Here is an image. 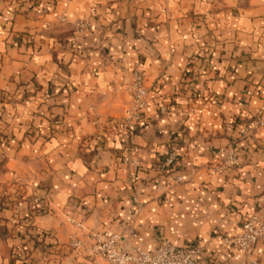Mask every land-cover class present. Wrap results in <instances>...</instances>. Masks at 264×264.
I'll use <instances>...</instances> for the list:
<instances>
[{
  "label": "crops",
  "instance_id": "1",
  "mask_svg": "<svg viewBox=\"0 0 264 264\" xmlns=\"http://www.w3.org/2000/svg\"><path fill=\"white\" fill-rule=\"evenodd\" d=\"M136 66L149 103L129 131ZM262 119L264 0H0V197L17 187L20 202L0 206V264H102L68 247V217L126 249L167 239L199 244L201 264H247L221 236L264 222ZM170 150L175 167L153 170Z\"/></svg>",
  "mask_w": 264,
  "mask_h": 264
},
{
  "label": "built area",
  "instance_id": "2",
  "mask_svg": "<svg viewBox=\"0 0 264 264\" xmlns=\"http://www.w3.org/2000/svg\"><path fill=\"white\" fill-rule=\"evenodd\" d=\"M76 27L89 28L90 24L85 20L77 22ZM131 75L132 100L124 117V126L129 131L134 130L141 122L142 112L149 103L150 90L140 67H134ZM159 112L164 114L166 112L165 106L161 105ZM259 124L263 125L264 120L262 119ZM177 156L175 150H170L160 162L152 164L151 167L157 172L165 173L175 167ZM227 158L230 162L237 164V156L233 151L229 152ZM119 164L127 174L128 181L133 182L140 162L131 145L127 144L122 149ZM176 181L180 182L181 178L177 177ZM68 221L75 228L74 233L68 237V247L76 253H82L90 256L93 260H99L102 264H201L197 258L202 252V247L199 244L176 246L165 239L155 250L150 252L140 246L126 249L120 234H105L85 226L83 222L71 217H68ZM221 240L234 250L244 254L247 257V264H264L263 260L251 257L256 243H264V222L258 216L252 215L246 218L243 220L238 233L222 235ZM50 248H58V246L52 243Z\"/></svg>",
  "mask_w": 264,
  "mask_h": 264
},
{
  "label": "rangeland",
  "instance_id": "3",
  "mask_svg": "<svg viewBox=\"0 0 264 264\" xmlns=\"http://www.w3.org/2000/svg\"><path fill=\"white\" fill-rule=\"evenodd\" d=\"M5 142V138H1L0 137V148L2 147V144ZM17 187H15L12 191H11V193H12V196L10 195V196H3V197H0V206L1 205H3V204H5V205H8V206H10V207H12V208H14V209H18L19 208V205H20V202H18L17 200V195H13V193H15L16 194V192L15 191H17L18 189H16ZM33 208V207H32ZM26 218V217H25ZM48 234H46L45 235V237L47 236ZM44 237V238H45ZM48 249H51L50 248V244L48 245ZM57 248H52L51 250L52 251H54V250H56Z\"/></svg>",
  "mask_w": 264,
  "mask_h": 264
},
{
  "label": "trees",
  "instance_id": "4",
  "mask_svg": "<svg viewBox=\"0 0 264 264\" xmlns=\"http://www.w3.org/2000/svg\"><path fill=\"white\" fill-rule=\"evenodd\" d=\"M39 209L41 211L43 210L42 208H39ZM25 217H26V219H29L30 215L27 214ZM45 235H46V233H44V232H39V233L32 234L33 245H38V244L42 243Z\"/></svg>",
  "mask_w": 264,
  "mask_h": 264
}]
</instances>
